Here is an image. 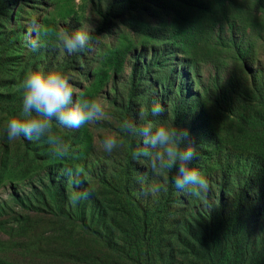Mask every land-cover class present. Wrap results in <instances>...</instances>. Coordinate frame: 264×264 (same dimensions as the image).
Returning <instances> with one entry per match:
<instances>
[{
    "label": "rangeland",
    "instance_id": "obj_1",
    "mask_svg": "<svg viewBox=\"0 0 264 264\" xmlns=\"http://www.w3.org/2000/svg\"><path fill=\"white\" fill-rule=\"evenodd\" d=\"M16 3L18 7L9 23L6 16L4 21L1 11L3 4L0 1V29L12 32L14 37V46L10 51L16 53L17 57L13 61H19L25 56L22 64L28 70L41 71L44 68L50 72L59 70L60 64L70 60L71 65L63 74L72 86L73 100H83L85 95L89 100L96 98L102 103L104 114L100 119L81 126L92 136L90 153L80 147L72 161L53 163L46 161L51 153V143L55 136L67 133L69 128L54 121L51 143L47 138L28 140L23 136L8 143L6 125L10 118L3 119L4 108L0 103V167L8 146L11 159L8 172L6 175L3 173L0 180L2 264H5V258L14 261L12 264H130L131 247L124 230L130 228L133 235L140 236V221L137 215L116 212L113 189L103 184L100 178L120 170L125 156L121 144V128L126 122L133 120H126L122 110L128 99L131 72L136 67V74L141 77L144 74L145 61L154 64L155 80L160 74L159 71L165 70L167 77L160 78L158 86L160 84L161 88L169 89L164 95L171 97V105L172 101L181 97L185 87L198 92L204 88L218 91L221 85L219 76L215 79L218 71L212 64L200 58L198 61L184 62L181 53L175 48H169L160 30L165 28V22L169 21L170 15L153 4L152 0H9L5 5L12 8ZM123 5L126 6L124 11L120 9ZM133 14L142 26L130 19ZM105 18L107 21L103 26ZM33 20L40 29V46L35 50L29 39ZM234 30L238 32L240 27L236 26ZM62 31L68 34L87 32L90 37L89 47L69 54L57 35ZM146 31L152 38L147 39L144 33ZM31 38L37 39L34 32H31ZM113 56L120 58V63L112 61ZM162 64L165 65L158 70V66ZM13 67L15 68V63ZM8 69L10 67L5 68V73H0V91L5 96L8 94L12 100L17 89L7 92L5 81L8 80ZM178 70H182L183 80L181 76H177ZM177 79L182 81L180 87L174 86ZM137 83L146 88L142 89V99L138 97L130 115L131 118L138 116L144 126L147 123L146 113L150 112L154 103H158L156 98L160 96V92L156 90L154 93L153 82L140 80ZM10 104L11 101L5 100V107H10ZM16 105L20 106V102ZM193 113L196 115V111L188 112L186 131L189 135L185 140L192 144L206 143L209 136L200 135L199 130L206 131L200 129ZM171 117L172 113L167 105L165 112L158 116V126L169 128ZM14 118H20V113ZM138 133L141 140H145L142 132ZM106 136H114L118 141L117 147L110 154L102 147ZM137 148L136 165L147 176V182L141 183L144 188L139 184L138 186L145 192L154 194L164 176L162 160L166 156L157 159L154 148L145 143L140 148L137 145ZM158 150L163 151L162 148ZM204 155L198 156L191 163L207 179L208 190L195 194L187 189L183 190L186 198L184 216L188 218L197 212L206 211L216 185L215 181L208 180L212 165H205ZM148 174L151 176L149 182ZM52 180H60L66 184L69 201L76 189L88 192L90 203L85 220L79 216L71 218L67 211H61L58 214L60 218H57L49 213L51 207H40L42 201L36 190H42ZM183 220L179 218L178 222L182 225ZM28 221L39 224L36 230L44 231L49 236L40 238L39 241H26L28 232L25 225ZM254 227L257 231L262 229L264 217L255 218ZM190 235L195 238L192 233ZM146 237L151 238L152 243V237ZM5 239L10 242L5 243ZM163 241L165 246H169L168 232L164 234ZM171 244L177 263L218 264L216 259L209 261L198 253L182 228L175 232ZM150 252L149 247L148 253ZM229 263L261 264V260L247 252L231 256Z\"/></svg>",
    "mask_w": 264,
    "mask_h": 264
},
{
    "label": "trees",
    "instance_id": "obj_2",
    "mask_svg": "<svg viewBox=\"0 0 264 264\" xmlns=\"http://www.w3.org/2000/svg\"><path fill=\"white\" fill-rule=\"evenodd\" d=\"M0 1L3 4L1 11L4 21L6 16L10 23L18 4L9 8L5 5L9 0ZM152 2L170 15L165 28L160 30L169 48H175L181 53L184 62L198 61L200 58L212 64L218 71L215 79L219 76L221 85L218 91L204 88L198 92L185 87L181 97H177L170 105L171 97L164 95L169 89L161 88L160 84L158 86V80L167 77L165 70L159 71L155 80L156 68L151 61L144 62V74L141 77L137 76L136 67L133 68L128 99L122 110L126 120H133L126 122L121 128V144L125 156L120 170L100 178L103 184L113 189L116 212L137 215L140 221V236L133 235L130 228L124 230L131 247L130 264H182L177 263L171 244L175 232L181 228L186 238L190 239L192 247L209 261L216 259L218 264H230L231 256L251 252L264 264V227L259 231L254 227V219L264 217V0ZM120 9L124 11L126 6H120ZM130 19L138 23L136 15H131ZM106 21L105 18L103 26ZM236 26L240 27V31L234 30ZM144 33L147 39L152 38L148 31ZM13 38L12 32L0 29V73H5V68L10 67L7 70L8 80L5 81L7 92L17 89L12 100L8 94L5 96L0 91L4 120L5 117L11 119L18 117V113L21 114L22 81L27 72L33 71L22 64L25 56L19 61H13L17 57L16 53L10 51L14 46ZM119 59L112 57V61L116 63H120ZM70 65V60L60 64V69L56 72L64 73ZM164 65H159L158 70ZM173 70L175 71L174 68ZM41 71L48 73L44 68ZM168 72L169 70L166 71ZM103 74L106 76V72ZM176 74L181 76L182 70H178ZM181 79L176 80L175 87L181 86ZM140 80L153 82L154 93L156 90L160 92V96L157 95L156 98L158 103L165 108L167 105L170 107L172 117L169 129L175 128L178 135L182 134L187 128L188 112L193 110L196 111V115L193 113L194 120L200 125V129L206 131L199 130L200 135L209 136L206 143L193 146L198 156L205 154V165H212L208 180L215 181L216 185L206 211L197 212L190 218L184 216L186 198L183 190L177 189L172 182L176 168L170 170L166 167L167 156L162 160L164 176L157 191L151 194L142 190L144 187L141 183L147 182V176L140 172L135 160L138 157L137 145L140 148L144 144L138 133L141 132L143 122L138 116L133 115L134 118H131L130 115L138 97L142 99V89L146 88L137 83ZM86 98L85 95L83 99ZM5 100L11 101L10 107H5ZM18 102L20 106L16 105ZM158 121V116L146 113V122H151L154 128L158 126ZM6 139L9 143L7 133ZM183 143L189 142L184 140ZM91 146L92 136L88 131L81 127L68 129L67 133L55 136L46 161H72L80 147L90 153ZM154 150L155 153L158 151L156 148ZM10 160L8 146L0 167V180L3 173L6 175L8 172ZM148 176L149 182L151 176ZM36 192L42 201L40 207H51L49 213L54 217L60 218L58 214L67 211L71 218L79 216L85 220L90 195L84 198V190L76 189L69 201L66 184L60 180H52L49 185ZM77 195L80 200H75ZM25 199L30 201L29 197ZM179 218L184 219L182 225L178 222ZM25 227L28 242L49 236L44 231L36 230L39 224L28 221ZM167 232L169 246L163 244V236ZM146 236L152 237V243L151 238ZM4 241L10 242L8 239ZM147 245L148 249L150 247V254ZM12 262L14 261L5 258V264Z\"/></svg>",
    "mask_w": 264,
    "mask_h": 264
},
{
    "label": "clouds",
    "instance_id": "obj_3",
    "mask_svg": "<svg viewBox=\"0 0 264 264\" xmlns=\"http://www.w3.org/2000/svg\"><path fill=\"white\" fill-rule=\"evenodd\" d=\"M32 25L31 32L36 34L37 39L31 38V32L29 39L35 50L40 46L38 39L40 29L35 20L32 21ZM57 35L69 54L89 47L90 37L87 32L77 31L68 34L62 31ZM22 88L20 118H11L6 125L9 140L23 136L28 140L47 138L51 143L54 121L65 128L78 129L86 123L100 119L104 114L103 105L96 98L74 101L72 86L68 78L60 72L29 71L22 81ZM164 112L165 108L160 103L151 106L152 116H160ZM127 126L131 127V125ZM141 132L145 137V144L152 148L163 149L156 152V158L163 159L167 156L166 167L170 170L176 168L172 182L177 189H187L193 194L208 190L207 179L191 163L198 156L195 147L190 142L183 143L189 135L186 130L178 135L175 128L169 129L163 125L154 128L153 124L148 122L142 127ZM117 145L118 141L114 136H106L102 142L104 151L109 154ZM83 195L86 198L88 192L85 191ZM75 200H80V196L77 195Z\"/></svg>",
    "mask_w": 264,
    "mask_h": 264
}]
</instances>
